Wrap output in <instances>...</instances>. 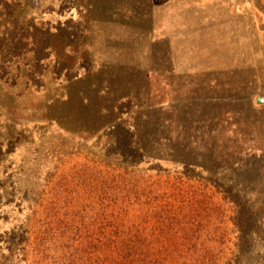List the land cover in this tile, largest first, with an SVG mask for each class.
I'll use <instances>...</instances> for the list:
<instances>
[{"label":"rangeland","instance_id":"rangeland-1","mask_svg":"<svg viewBox=\"0 0 264 264\" xmlns=\"http://www.w3.org/2000/svg\"><path fill=\"white\" fill-rule=\"evenodd\" d=\"M258 98L264 0H0V264L45 263L36 237L54 202L62 215L117 174L183 177L214 195L209 264L236 250L228 193L246 207L258 264Z\"/></svg>","mask_w":264,"mask_h":264},{"label":"trees","instance_id":"trees-1","mask_svg":"<svg viewBox=\"0 0 264 264\" xmlns=\"http://www.w3.org/2000/svg\"><path fill=\"white\" fill-rule=\"evenodd\" d=\"M217 188L220 191L218 185ZM227 194L223 198L234 207L229 219L238 240L225 264H249L255 242L244 218L246 207ZM76 195L79 200L69 201L62 215L55 212L61 205L54 202L55 211L49 213L48 226L43 235L36 237L38 249L46 258L43 264L213 262L205 231L210 233L217 203L214 195L200 185L177 177L174 181L155 179L146 186L132 184L127 177L117 174L102 186H90L84 199L79 198L84 194ZM29 232L26 229L19 241L24 257L31 245ZM257 263L264 264V253Z\"/></svg>","mask_w":264,"mask_h":264},{"label":"water","instance_id":"water-1","mask_svg":"<svg viewBox=\"0 0 264 264\" xmlns=\"http://www.w3.org/2000/svg\"><path fill=\"white\" fill-rule=\"evenodd\" d=\"M257 101L261 103V102H264V99L258 98Z\"/></svg>","mask_w":264,"mask_h":264}]
</instances>
